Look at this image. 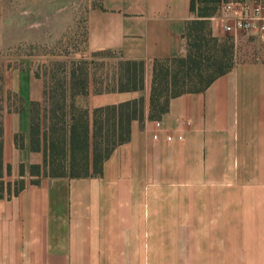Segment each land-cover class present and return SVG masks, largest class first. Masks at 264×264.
Here are the masks:
<instances>
[{"label":"crops","instance_id":"1","mask_svg":"<svg viewBox=\"0 0 264 264\" xmlns=\"http://www.w3.org/2000/svg\"><path fill=\"white\" fill-rule=\"evenodd\" d=\"M191 1L90 7L88 48L146 66L143 89L90 90L78 100L93 110L144 99L143 119L132 121L130 140L99 175L32 174L33 165H44L43 150L31 147V107L43 101L44 81L29 67L6 71L0 264H264V35L224 30L221 5L237 0H223L210 17L213 34L234 45L233 68L150 116L153 63L184 53L187 23L199 18Z\"/></svg>","mask_w":264,"mask_h":264},{"label":"trees","instance_id":"2","mask_svg":"<svg viewBox=\"0 0 264 264\" xmlns=\"http://www.w3.org/2000/svg\"><path fill=\"white\" fill-rule=\"evenodd\" d=\"M223 0H192V13L199 18L188 21L184 53L178 57L155 59L151 88V117L169 109L170 100L188 92L205 90L215 79L234 66V45L227 38L213 34L210 17ZM48 75V74H47ZM45 75L44 99L31 107V147L43 150L44 165H33L34 175L88 176L102 173L104 161L113 150L130 140L131 123L143 119L144 99L90 110L78 104L77 96L110 91H134L144 88L145 63L122 60L110 82L90 78L85 68L75 64L70 70V84L56 85L54 76ZM36 76L42 77L36 72ZM22 136H16V142ZM2 163L0 157V164ZM23 172V165L21 166ZM39 178L32 182L39 183ZM25 185L18 183L15 192ZM11 193V189L9 190Z\"/></svg>","mask_w":264,"mask_h":264},{"label":"rangeland","instance_id":"3","mask_svg":"<svg viewBox=\"0 0 264 264\" xmlns=\"http://www.w3.org/2000/svg\"><path fill=\"white\" fill-rule=\"evenodd\" d=\"M97 1L0 0V92L10 68L29 67L42 79L48 74L56 85L64 80L69 86L75 64L90 72L91 81L110 82L122 59L116 52L91 51L87 44L88 11Z\"/></svg>","mask_w":264,"mask_h":264},{"label":"built area","instance_id":"4","mask_svg":"<svg viewBox=\"0 0 264 264\" xmlns=\"http://www.w3.org/2000/svg\"><path fill=\"white\" fill-rule=\"evenodd\" d=\"M221 18L224 30L230 35L257 32L264 35V1H225L221 5ZM161 121L156 122V127ZM159 136L156 132L153 137Z\"/></svg>","mask_w":264,"mask_h":264}]
</instances>
